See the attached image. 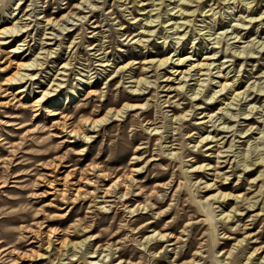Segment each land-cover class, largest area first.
<instances>
[{"label": "rangeland", "instance_id": "1", "mask_svg": "<svg viewBox=\"0 0 264 264\" xmlns=\"http://www.w3.org/2000/svg\"><path fill=\"white\" fill-rule=\"evenodd\" d=\"M9 27L0 264H264V0H0Z\"/></svg>", "mask_w": 264, "mask_h": 264}, {"label": "bare ground", "instance_id": "2", "mask_svg": "<svg viewBox=\"0 0 264 264\" xmlns=\"http://www.w3.org/2000/svg\"><path fill=\"white\" fill-rule=\"evenodd\" d=\"M86 1H89V0H86ZM53 20V19H52ZM55 25V24H54ZM1 29V28H0ZM14 32H16L15 30H14V28H12V27H9V29H6V28H2L1 29V31H0V34H7V33H10V34H13ZM1 40V39H0ZM8 43V41H4V43L3 44H7ZM14 50V49H13ZM26 57H23V60L22 61H18V64H17V72H15V74L14 75H12V76H8L9 78H7L6 79V82H5V84H8V85H11V86H13V85H18L17 87H16V94H19V93H23L25 90H23V84L24 83H26V81H22L24 78H26V77H31L32 78V76H31V74L30 73H28V74H20L19 73V70L21 69V68H24V70L25 71H33V70H35L34 69V67L37 65L36 63H35V61L34 62H28V60L26 61V62H24V59H25ZM168 57L167 58H164V59H161V60H154V59H150L148 62H147V64H151L152 66H154V65H156L157 64V67H160V66H163V65H165V64H167V62H168ZM186 60V57L185 58H177L176 59V61H177V63H176V66H180V63L182 64L184 61ZM31 61V60H30ZM38 63V62H37ZM199 64H196V65H193V66H198ZM201 66H203V65H205V64H200ZM200 67V66H199ZM16 68V67H15ZM172 68H174V67H172ZM177 70H178V67L175 69V70H172V72H174V73H176L177 72ZM179 73H181V71H178V74ZM173 74V73H172ZM221 75V74H220ZM157 77H158V75H157ZM30 79V78H29ZM16 80H19L20 82H18V83H15V81ZM28 80V79H27ZM30 80H32V79H30ZM141 80V79H140ZM138 83H140V81L138 82ZM21 84V85H20ZM144 84V83H143ZM221 86H222V89L225 87V86H223L222 84H220ZM57 87H60V86H58V85H56ZM56 90V89H55ZM55 90H53V91H55ZM136 90H139V88H135V91ZM57 91V90H56ZM40 96L39 97H36L35 99H33V101H32V103H30L31 104V106L33 107V111H34V116H38L39 115V112L41 111V110H43V111H48L49 112V115L50 116H55L57 113L56 112H54L53 110H50V108L51 107H54V106H56V105H58L57 103H54V100H51V98H53V97H56L58 94H52L48 99H45L48 95H49V92H47V91H40ZM134 94H138V93H134ZM65 99V98H64ZM63 99V100H64ZM62 100V99H61ZM64 102H67L66 101V99L64 100ZM134 103V102H133ZM140 108V106H138V105H125L123 108H121V109H118V110H109V111H107V114H105L103 117H101V118H98V119H85V120H83V122H84V124H87V125H89V126H91L92 128L94 127V126H96L98 123H100V122H103V121H106V119L107 118H110V117H112V116H118V115H120L121 113H123L124 112V110H126V109H139ZM56 110V109H55ZM58 111V110H57ZM66 116V115H65ZM60 122V121H59ZM64 123V122H63ZM59 125V124H58ZM60 125H61V123H60ZM60 127H62L64 130H65V128H69V126L68 125H64V126H60ZM62 129V130H63ZM61 130V131H62ZM67 130V129H66ZM79 130V129H78ZM69 132H70V134L71 133H74V134H76V130H73L72 128H70V130H69ZM82 133V132H81ZM85 133V132H84ZM83 136L84 137H86L84 134H83ZM205 138V137H204ZM207 138V137H206ZM211 139V138H210ZM209 140V139H208ZM200 142V141H199ZM138 149H141L140 147H138ZM210 149V148H209ZM208 150V149H207ZM53 166V165H52ZM203 166L201 165H199L198 167H195L194 168V170L195 169H197V168H202ZM54 169V168H53ZM65 177V176H64ZM53 179V178H52ZM68 179V178H67ZM41 180V179H40ZM69 181V180H68ZM201 183V182H200ZM55 185V184H54ZM213 183L211 184V183H206L205 184V187H207L208 189L207 190H211L210 188L211 187H213ZM49 186V185H48ZM226 186V185H225ZM241 186V185H240ZM55 187V186H54ZM215 188V187H214ZM222 189H223V186H222ZM56 190V189H55ZM77 190H79V189H77ZM215 190V189H214ZM216 190H217V188H216ZM62 192V191H61ZM208 192V191H207ZM206 193V192H205ZM240 193V192H239ZM232 194V193H231ZM231 194H229V192L228 193H220V192H218V191H216V193H214V194H212L211 195V198H213V199H219V198H221V200H230V196H231ZM239 195V194H238ZM206 198V197H205ZM243 203V202H242ZM247 205V204H246ZM225 213V212H224ZM227 214V213H226ZM230 215V214H229ZM223 217V216H222ZM228 217V215H226L225 216V218H227ZM231 217H232V215H231ZM139 219V218H138ZM233 219V218H232ZM135 222V221H134ZM189 223V222H188ZM189 225V224H188ZM43 228V227H42ZM39 229V228H38ZM51 230H54V229H51ZM50 230V233H52V231ZM27 232H31L32 230L31 229H28V230H26ZM49 233V232H48ZM46 234V238H47V240H49V237H50V235L51 234ZM165 234V233H164ZM164 234H162V233H159V232H154L153 234H152V236H154V237H156V238H159V240H164L165 239V235ZM256 235V234H255ZM32 239V238H31ZM33 243H36V241L35 240H31L30 242H29V244H33ZM47 243H48V246H47V248H49L50 247V242L49 241H47ZM158 245V244H157ZM258 247V246H257ZM263 250V249H262ZM197 254V252L194 254V255H196ZM37 258H42V256H43V254H39V253H37L36 255H35ZM91 258V257H90ZM259 258H261V257H259ZM194 260L192 259V262H193Z\"/></svg>", "mask_w": 264, "mask_h": 264}]
</instances>
